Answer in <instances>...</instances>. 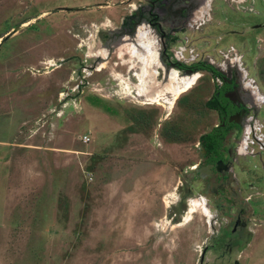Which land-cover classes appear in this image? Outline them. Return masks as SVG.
<instances>
[{"label":"rangeland","instance_id":"374dc122","mask_svg":"<svg viewBox=\"0 0 264 264\" xmlns=\"http://www.w3.org/2000/svg\"><path fill=\"white\" fill-rule=\"evenodd\" d=\"M147 2L0 0V35L17 29L0 45V264H264V149L234 168L252 194L248 236L237 237L190 169L217 123L204 105L210 74L160 93L165 70L130 56L131 35L117 33ZM198 3L193 20L164 22L177 27L171 56L237 66L264 94V0ZM143 28L168 69L159 35Z\"/></svg>","mask_w":264,"mask_h":264},{"label":"flooded vegetation","instance_id":"af4514ba","mask_svg":"<svg viewBox=\"0 0 264 264\" xmlns=\"http://www.w3.org/2000/svg\"><path fill=\"white\" fill-rule=\"evenodd\" d=\"M184 3L178 0H148L145 6L142 5L133 10L123 19L117 33L120 36L130 34L131 37H134L139 26L148 27L159 35L160 58L166 66L175 67L180 74H186L185 72L190 69L199 71L191 66L203 61L194 60L185 63L178 60L177 57H172L169 52L170 45L178 39L176 35L172 34L177 27L171 26L172 31L168 32L164 29V22L174 21L177 23L178 18L182 17L186 18V21L193 20L195 12L193 8L199 5L198 0H189L188 4ZM79 9L81 10V8ZM71 10H78V8L69 9V11ZM161 13H169L171 18L162 16ZM185 13L188 14L183 16ZM232 32L239 34L236 31ZM177 63L189 67L181 68ZM172 64L174 67L171 66ZM210 65L214 67V70L210 71L202 66L200 69L210 74L213 83L211 94L204 105L206 109L215 112L217 123L209 131H206L214 132L213 136L207 139L208 142L198 139V160L196 166L190 169L194 172V180L201 183V192L206 197L205 203L218 210L217 217L222 223L231 226L229 234L239 231L237 237L243 235L247 237V233L242 234L249 219L247 201L246 203L244 201L251 199L252 194L244 196L245 187L239 183L234 168L239 165L241 158L256 155L254 144L258 146V149H264L261 133L259 132V136H254L256 126L260 124V131L264 124L260 118L261 109L264 107V94L259 91L256 85H244L237 66L235 70L228 73L213 64ZM214 127L217 128L216 131H214Z\"/></svg>","mask_w":264,"mask_h":264},{"label":"bare ground","instance_id":"6f19581e","mask_svg":"<svg viewBox=\"0 0 264 264\" xmlns=\"http://www.w3.org/2000/svg\"><path fill=\"white\" fill-rule=\"evenodd\" d=\"M145 34H147V30L145 31L143 25H141L138 27L136 35L135 36L133 35L134 36L133 38L124 37L123 41L124 42L127 41L126 43H128V47L126 48V51H128L131 54L130 56L136 57L139 60V62H141L142 64L144 63L150 64L156 60L155 63L158 66H160V68H163L165 70L166 82L164 84L162 83L163 84L162 87L161 84H159L160 93L163 91L171 92L172 94H174V96H176L179 93L189 89L194 83V81L199 78L200 76L199 73H193L190 75L187 74L181 75L178 72V70L174 68L169 67L168 69H166V67L159 61V59L155 57L151 45L152 41H150L149 38L146 39L147 37L145 36ZM119 51H120L119 55H121L122 51L121 50ZM157 103L161 104L160 101ZM192 208L193 207L190 204V208L188 209L187 213H190L193 210ZM205 211L207 212L206 209Z\"/></svg>","mask_w":264,"mask_h":264},{"label":"trees","instance_id":"16d2710c","mask_svg":"<svg viewBox=\"0 0 264 264\" xmlns=\"http://www.w3.org/2000/svg\"><path fill=\"white\" fill-rule=\"evenodd\" d=\"M4 34H1L0 35V37H2V41L0 42V45L3 43V41L6 39V36H4ZM181 68H187V67H189V66H187V65H185V64H182V63H177ZM201 66L203 67V68H205V69H207V70H210V71H212V70H214V67L213 66H211L210 64H208V63H206V62H199V63H196V64H194V65H192L191 66V68H196L197 70H200V69H202L201 68ZM98 99V100H97ZM94 101L93 102H95V103H93V105H98L99 104V102H100V99L99 98H94L93 99ZM216 127H214V131H216ZM213 134H214V132H206V133H203V134H201L200 135V137H199V139L201 140V141H203V142H208L207 141V139L208 138H210V137H212L213 136Z\"/></svg>","mask_w":264,"mask_h":264},{"label":"crops","instance_id":"0c3cea01","mask_svg":"<svg viewBox=\"0 0 264 264\" xmlns=\"http://www.w3.org/2000/svg\"><path fill=\"white\" fill-rule=\"evenodd\" d=\"M2 37H0V40H1ZM0 130H1V127H0ZM261 139H263L264 141V135L261 133ZM8 141L7 139H4V140H0V145L4 146L6 148L5 145H7ZM6 168V156L3 157L1 154H0V182H1V176L3 174V171L5 170ZM0 190L3 189V184H0Z\"/></svg>","mask_w":264,"mask_h":264},{"label":"water","instance_id":"95a60500","mask_svg":"<svg viewBox=\"0 0 264 264\" xmlns=\"http://www.w3.org/2000/svg\"><path fill=\"white\" fill-rule=\"evenodd\" d=\"M16 31H17V29L15 28V29H13L11 32H9L8 34H6L5 36H8L9 34H12V33L16 32ZM1 41H2V38H1L0 42H1ZM171 66L174 67L173 64H172ZM185 73H186L187 75H190V74H193V73H197V71H192V70L190 69V70H187Z\"/></svg>","mask_w":264,"mask_h":264},{"label":"built area","instance_id":"2783aa9c","mask_svg":"<svg viewBox=\"0 0 264 264\" xmlns=\"http://www.w3.org/2000/svg\"><path fill=\"white\" fill-rule=\"evenodd\" d=\"M260 135H261V134H260ZM89 140H90V138H89L86 134H84V135L82 136V141H83V142L87 143Z\"/></svg>","mask_w":264,"mask_h":264}]
</instances>
